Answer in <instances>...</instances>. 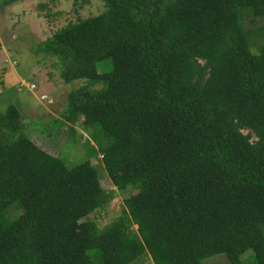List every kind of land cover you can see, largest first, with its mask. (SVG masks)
<instances>
[{
  "label": "trees",
  "instance_id": "1",
  "mask_svg": "<svg viewBox=\"0 0 264 264\" xmlns=\"http://www.w3.org/2000/svg\"><path fill=\"white\" fill-rule=\"evenodd\" d=\"M104 2L36 53L56 58L65 83L88 81L68 91L63 120L74 130L83 116L105 138L113 185L136 192L104 228L84 219L111 199L96 149L66 164L28 137L10 104L0 111V264H92L90 249L99 264L145 252L154 264L220 253L241 264L248 250L264 264V22L256 52L243 25L244 13L264 20V0ZM9 207L22 212L8 217Z\"/></svg>",
  "mask_w": 264,
  "mask_h": 264
},
{
  "label": "rangeland",
  "instance_id": "2",
  "mask_svg": "<svg viewBox=\"0 0 264 264\" xmlns=\"http://www.w3.org/2000/svg\"><path fill=\"white\" fill-rule=\"evenodd\" d=\"M106 5L104 0H20L0 9V111L12 104L20 111L23 131L40 148L59 156L66 164L74 165L86 155L87 147H94L96 154L90 158L96 167L102 188L109 193L110 200L104 206L88 214L84 219L95 221L99 229L123 215V199L136 192L128 188L119 191L112 183L104 168L100 148L105 141L97 136L91 127H85L83 116L71 125L64 122L62 111L66 107V95L72 88L88 83L85 79L65 83L60 77L56 58L36 53L39 43L61 27L78 19L99 14ZM263 18L243 14V25L250 31V46L257 51L262 37L259 28ZM110 59L98 62V70L108 71ZM93 88L101 83L91 84ZM57 119V120H55ZM63 122L64 124H62ZM22 212L9 207L5 214L15 217ZM131 230H136L132 224ZM92 264H99L97 251L90 249ZM252 251L242 255L241 264H254ZM129 264H154L145 252ZM201 264H230L225 254L212 255Z\"/></svg>",
  "mask_w": 264,
  "mask_h": 264
}]
</instances>
